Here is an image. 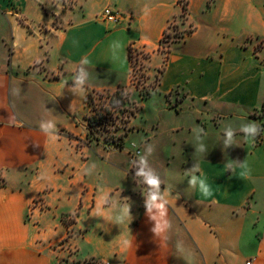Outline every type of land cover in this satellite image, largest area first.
<instances>
[{"label":"crops","instance_id":"1","mask_svg":"<svg viewBox=\"0 0 264 264\" xmlns=\"http://www.w3.org/2000/svg\"><path fill=\"white\" fill-rule=\"evenodd\" d=\"M78 3L63 10L62 0H0V264H58L71 249L105 264H264V5ZM105 7L131 19L119 26L97 20ZM183 8L192 30L163 54L164 32ZM131 47L149 54L150 70L161 68L147 97L162 98L164 113L180 123L159 121L142 132L134 114L124 142L140 147L137 165L126 152L128 161L113 166L118 182L100 187L89 149L106 158L123 150L85 141V96L129 84ZM48 120L55 127L45 130ZM249 123L259 126L251 142L239 130ZM228 125L236 131L226 143ZM160 130L177 133L178 155L157 171L141 146L154 151ZM196 166L211 196L191 183ZM142 168L158 187L139 181Z\"/></svg>","mask_w":264,"mask_h":264},{"label":"rangeland","instance_id":"2","mask_svg":"<svg viewBox=\"0 0 264 264\" xmlns=\"http://www.w3.org/2000/svg\"><path fill=\"white\" fill-rule=\"evenodd\" d=\"M79 1L80 0H62L63 10L78 7ZM257 1H260V3L264 5V0ZM180 4L184 6L183 1H181ZM183 14L184 16H178L169 23L166 31L168 37L163 36V42H160L158 47V51L161 53H166L167 45L170 41L181 40L187 35V33H189V31L192 30L191 26L184 23L185 13ZM256 44L257 47L260 46L259 41H257ZM130 55L131 72L129 84L122 86L123 92L129 93L128 102L125 101L124 103L117 104L114 107L110 106L108 103L109 97L115 90L92 91L86 99L89 103V105H87L86 113L96 115L99 112H103V109L106 107L110 111V114L106 115L107 118L105 119V124L95 123L93 125V136H96L98 140H94V138H92L87 143L98 147L100 146L104 150H123L121 153L119 151H112L106 158L99 154L102 151L99 152L98 150L101 149H89L91 152L89 164L90 173L92 178L98 181V185L100 187L110 186L118 182L115 177L117 171L113 166L115 165L114 163L118 161H128V155H126L127 153L130 155V158L135 166L137 165L136 158L141 156H131L128 151L129 143L131 142L126 145L124 142L121 149L114 147V145L111 148H106L109 146L107 145V142L114 143L112 135L124 134L127 132V125L129 122H126V116L129 114L128 111L133 108V106H138V108L133 116L132 124L135 127H140V131L142 132L150 131L159 121L160 125L165 124L164 127L168 126V124L180 123L179 117L174 115L168 116L164 113L162 108V98H159L156 95H151L145 99L142 98L146 96V93H151L155 89L161 73L159 72L161 68L158 70L149 69V54L142 47H131ZM262 55L264 57V48ZM258 112L261 115V119L264 120V116L261 111L259 110ZM87 129L88 127L86 125V132ZM178 137L177 133L171 134L168 131L160 130L158 135L152 141V144L155 145L154 151H151V145L147 148V145L142 142L141 153H145L144 156L146 157L147 163L154 166L157 171H162V167L166 168L168 165L173 164L175 162L174 158L178 155V147L176 145ZM87 139L88 138L86 137L85 141H87ZM130 139L131 137L129 136L126 141H130ZM138 179L143 185H148L143 174L140 173L138 175ZM68 219H70V217H67V220ZM63 244L60 241L57 246H61ZM73 250L74 249H71L70 252L64 251L62 255L64 261H61L60 264H92L93 260L91 258H87L85 260L78 259L75 251Z\"/></svg>","mask_w":264,"mask_h":264},{"label":"clouds","instance_id":"3","mask_svg":"<svg viewBox=\"0 0 264 264\" xmlns=\"http://www.w3.org/2000/svg\"><path fill=\"white\" fill-rule=\"evenodd\" d=\"M88 61L87 59H84L81 63L82 64H86ZM84 79V72L83 69L81 68V75L79 77V82H83ZM41 127L45 130L49 129V128H54L55 127V122L52 120H48L47 123H43L41 125ZM259 126L256 123H249L246 125H242L241 128L239 129L240 131H243L246 134V138L249 140V142H251L254 138L255 135L258 131ZM236 131V129H234L231 125H228L224 128L223 132L226 136V143L229 142H233V137H234V132ZM198 138V137H197ZM197 169L200 171L199 167L196 166ZM227 167L229 169L233 168V164L232 163H228ZM244 170L247 169V165H242L241 166ZM141 174H143L147 180V183L153 186L158 187L159 186V178L155 175H153L150 171H145L143 168L141 169ZM241 174H245L244 172H242ZM191 183L197 186V190L199 192V194L201 196L204 197H208L211 196L213 194V189L210 186L209 182H208V177L202 172L200 171V175L196 176V175H191ZM151 199L153 201L157 200V193H153ZM158 207H163L162 204L157 205Z\"/></svg>","mask_w":264,"mask_h":264},{"label":"trees","instance_id":"4","mask_svg":"<svg viewBox=\"0 0 264 264\" xmlns=\"http://www.w3.org/2000/svg\"><path fill=\"white\" fill-rule=\"evenodd\" d=\"M183 13H185V9L184 8H183V12H182L181 16H184ZM164 37H168L167 34H166V31L164 32ZM161 42H163V38L161 39ZM129 60L131 62L130 48H129ZM161 71L162 70H159V72H161ZM91 92L92 91H88L86 96H85V104H86V106L89 105V103H88V101L86 99L89 97V94ZM128 94H129L128 92H123L122 87L117 88L112 93V95L109 97V102H108L109 105L114 107L115 105L124 103L125 101L128 102ZM150 94L151 93H146V96L142 97V98H146ZM137 108H138V106H133V108H131L128 111L129 114L126 116V122H129L131 116H133L135 114ZM107 114H110V111H109V109L107 107L103 109V112H99L96 115H90L88 113L85 114V119H86L87 126H88V135L89 136L93 137V125L95 123H101V124H105L106 123L105 119L107 118L106 117ZM112 138H113V140H115L114 143H113L114 147H117V148L121 149L123 147V144H124V134L112 135ZM63 221L65 223H69L68 220L66 219V217L63 218ZM65 239H63L61 241L62 244H63V242H65ZM91 259L93 260L92 264H105L104 262L96 260L94 258H91ZM61 261H64V259L62 258L59 261L58 264H60Z\"/></svg>","mask_w":264,"mask_h":264},{"label":"built area","instance_id":"5","mask_svg":"<svg viewBox=\"0 0 264 264\" xmlns=\"http://www.w3.org/2000/svg\"><path fill=\"white\" fill-rule=\"evenodd\" d=\"M96 18H97V20L104 21L108 24H112L114 26H119L125 21L129 22V20L131 19V16L123 15L118 10L112 9L110 7H105L100 12V14L97 15ZM86 135H87L86 137L88 138L87 139L88 142L92 138H94V140H98V138L96 136L91 137L88 135V129H87ZM93 135H94V131H93ZM113 141H115V140H113ZM107 145H109V146H107L106 148H109V147L111 148L113 146V142H107ZM128 151L132 157H136V156H139V154H140V147L137 144H135L134 142H131V143H129Z\"/></svg>","mask_w":264,"mask_h":264}]
</instances>
